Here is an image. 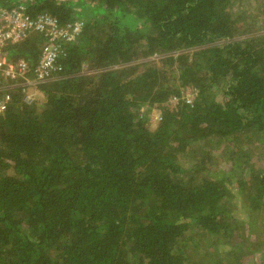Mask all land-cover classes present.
<instances>
[{"label": "trees", "instance_id": "16d2710c", "mask_svg": "<svg viewBox=\"0 0 264 264\" xmlns=\"http://www.w3.org/2000/svg\"><path fill=\"white\" fill-rule=\"evenodd\" d=\"M242 2L0 0L83 22L41 99L14 91L0 114V264H242L240 224L264 208V0ZM41 43L5 51L35 61ZM220 144L237 176L212 170Z\"/></svg>", "mask_w": 264, "mask_h": 264}, {"label": "built area", "instance_id": "2783aa9c", "mask_svg": "<svg viewBox=\"0 0 264 264\" xmlns=\"http://www.w3.org/2000/svg\"><path fill=\"white\" fill-rule=\"evenodd\" d=\"M83 22L75 19L60 25L48 13L30 16L22 3L5 7L0 5V114L5 112L13 100L14 91L21 95V102L30 104L37 100V86L59 70L58 61L66 54L64 44L74 40L81 31ZM40 37L42 43L35 61L23 57L10 58L6 48L28 37ZM159 54H154L156 58ZM196 90L187 85L180 89V95L170 96L164 104L153 105L148 111L150 123L162 120L164 107L173 110L181 100L191 104L195 100ZM145 108H139L143 114Z\"/></svg>", "mask_w": 264, "mask_h": 264}, {"label": "rangeland", "instance_id": "374dc122", "mask_svg": "<svg viewBox=\"0 0 264 264\" xmlns=\"http://www.w3.org/2000/svg\"><path fill=\"white\" fill-rule=\"evenodd\" d=\"M250 4H251V2H249V0H243L242 4H240V6L242 7V9L248 10L249 6H251ZM261 32H264V29L259 27L256 30V33H261ZM152 59H154V61L158 60L159 56H157L156 58H154L152 56ZM85 68L86 67L83 66V72L86 71ZM34 94L37 97V100L41 99V95L38 93L37 90L35 91ZM243 139L244 138H242L240 140V144H242L243 147L245 145V146H249L251 148H255V145H257V146L259 145L257 143L251 142V146H250L248 144H245V141ZM224 148L225 147L223 146V144H220L215 150H213L216 157L213 159L211 168L215 172H222L224 174H228L231 171L232 172L231 174H234V176H237V174L240 171V168H238V166L235 163L237 161L236 160L233 161L232 159H229V160L226 159V158H229L230 155L225 154V153L223 154V152L225 150ZM259 148H260L259 151L264 152V148L262 146ZM226 152L227 153L230 152V149H228ZM230 188H231L233 193L236 192L235 188H233V187H230ZM230 202L232 204L234 203V212L233 213L236 215V217H238V218L240 217L241 219H243L244 218V208L241 204V199L238 196L233 195V200H230ZM262 210L258 211V213L255 214L253 217H250L249 220L253 224L251 225V228L248 229V231H247V226L245 224H243V223L240 224L241 230H242L241 232L243 234H242V238H240L239 242L244 243V249H239L241 251V252H239L240 253L239 256L242 259L241 260L242 264H253L257 261L258 262H261V261L264 262V208ZM245 220H247V219H245ZM198 242H200V241H198V240L195 241V243H198ZM210 243H212V242L203 238L201 241V245L199 247L196 248L193 246H189V251L190 250L195 251V252H191L190 254L195 259V258L201 257L200 255H202L206 252H212V249L210 248Z\"/></svg>", "mask_w": 264, "mask_h": 264}]
</instances>
